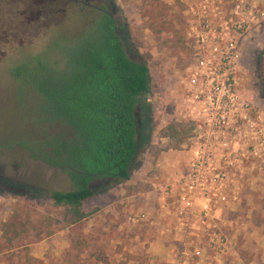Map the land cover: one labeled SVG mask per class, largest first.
I'll return each mask as SVG.
<instances>
[{"label":"rangeland","instance_id":"obj_1","mask_svg":"<svg viewBox=\"0 0 264 264\" xmlns=\"http://www.w3.org/2000/svg\"><path fill=\"white\" fill-rule=\"evenodd\" d=\"M164 1L172 5L170 17L186 41L189 16L185 2ZM178 1L185 4L183 9ZM215 1L223 11L233 2ZM148 8L146 0H0V223L15 205H23L52 213L61 227L62 215L54 209L50 193L72 188L62 169L31 155L28 147L45 146L57 131L40 121L43 102L36 99L35 85L15 78L12 69L39 58L57 62L63 69L66 56L97 36L93 19L108 12L115 16L129 53L143 56L149 64L151 93L142 97L141 103L150 116V130L140 137L136 169L129 180L93 183L97 194L84 203V209L92 212L84 222V231L91 235L94 246L85 257L97 245H104L111 264H119L126 253L133 255L128 264H166L161 247L163 242H171V235L162 232V227L169 225L158 216L163 210L158 196L160 184L173 176L163 164L180 161L189 146V136H175L171 128H188L178 78L189 60V49L176 51L171 32L151 31L144 15ZM242 48L239 76L243 96L264 111V27L244 35ZM247 178L250 181L241 187L246 199L224 210L226 246L220 264L237 263L241 252L244 259L259 258L256 264H264V167L249 169ZM139 210L149 212V219L133 222L129 215ZM68 233L67 228H59L31 244L32 254L46 264H60L70 244ZM260 251L263 256H257ZM211 264L219 263L214 260Z\"/></svg>","mask_w":264,"mask_h":264},{"label":"trees","instance_id":"obj_2","mask_svg":"<svg viewBox=\"0 0 264 264\" xmlns=\"http://www.w3.org/2000/svg\"><path fill=\"white\" fill-rule=\"evenodd\" d=\"M146 1L149 8L144 15L150 30L173 33L176 51L187 49L181 29H176L170 17L172 5L164 0ZM93 23L97 36L66 56L63 69L57 62L39 58L11 71L15 78L35 85L36 99L43 102L40 121L57 131L45 146L28 147L31 155L62 169L72 188L50 193L54 209L62 215L61 227L52 213L14 206L0 223V264H46L32 254L30 246L59 228H67L70 238L60 264H111L104 245H97L85 257L94 243L84 231V222L92 214L84 203L97 194L93 183L117 184L129 180L135 171L140 137L150 130V116L141 99L151 93L153 78L147 60L127 50L113 14L100 12ZM171 128L173 135L188 137L192 125L189 122L182 131ZM132 256L126 253L119 264H127Z\"/></svg>","mask_w":264,"mask_h":264},{"label":"built area","instance_id":"obj_3","mask_svg":"<svg viewBox=\"0 0 264 264\" xmlns=\"http://www.w3.org/2000/svg\"><path fill=\"white\" fill-rule=\"evenodd\" d=\"M186 12L189 60L178 84L184 118L192 125L187 149L193 156L179 179L178 197L182 214L199 206L206 217L214 204L228 199L233 170L264 161V111L243 96L239 76L242 40L264 27V3L233 0L223 11L215 0H188Z\"/></svg>","mask_w":264,"mask_h":264},{"label":"crops","instance_id":"obj_4","mask_svg":"<svg viewBox=\"0 0 264 264\" xmlns=\"http://www.w3.org/2000/svg\"><path fill=\"white\" fill-rule=\"evenodd\" d=\"M183 1L186 4L188 0ZM255 1L260 4L264 3V0ZM242 94L244 93L242 92ZM192 156L193 152L187 150L184 152V156L180 161L174 160L173 163L163 164L162 166V168L173 172L172 177L169 176L164 183L160 184L161 188L159 189L158 196L161 205L163 206V212L161 211L158 216L159 218L161 217L162 220H165V225H167V219L169 225L166 229L162 227V232L163 234L171 235L169 237L171 242H163L161 247L162 252L165 254V259L163 260L166 264H211L214 260L220 264L223 263L224 246H226L224 243L225 207L229 204L241 203L246 199V195L243 193L241 187L248 184L250 181V179L247 178V171L253 168L262 169L264 167V161L255 160L233 170L229 178L231 180L226 187L228 191V199L214 204L211 213L205 217L202 215L199 206L196 207L193 214H189L188 212L182 214L180 211L181 204L178 197L180 187L179 179L183 174L189 171V163ZM160 210L161 209H159V211ZM139 213H144L146 215L143 220L149 219V212L147 213L144 210L131 212L129 218L131 215ZM197 250L201 251V253L197 254ZM215 250H218L219 252H216V254L213 255V261L210 262L212 258L211 254ZM240 250L241 247L238 246V251ZM241 254H243V252L238 256L239 258L236 257L237 263L234 262L235 264H256L257 262H260L259 258H253L252 260L244 259ZM260 254L263 256L261 251L257 256ZM122 260L123 259L120 261ZM129 261L130 260H128V262ZM147 263L148 261H143V263L140 264Z\"/></svg>","mask_w":264,"mask_h":264}]
</instances>
